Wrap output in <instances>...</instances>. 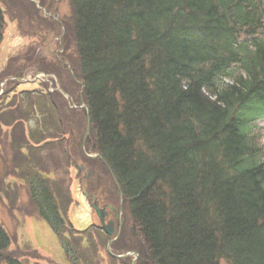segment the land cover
<instances>
[{
    "label": "trees",
    "instance_id": "trees-1",
    "mask_svg": "<svg viewBox=\"0 0 264 264\" xmlns=\"http://www.w3.org/2000/svg\"><path fill=\"white\" fill-rule=\"evenodd\" d=\"M21 1L37 21L50 20L33 2ZM49 1L38 3L46 8ZM70 6L61 44L66 50V39L74 43L71 70L83 87L80 98L92 133L84 149L110 167L123 194L124 216L137 230L132 236L125 228L112 252L137 253L135 264H264V163L254 132L264 120L263 1L70 0ZM3 16L0 7V44ZM38 57L28 59L29 67L56 76L63 71L52 59ZM68 82L60 88L73 96L75 80ZM10 92L11 87L2 95ZM24 93L44 103L34 101L41 119L33 122L41 132L48 128L43 140L49 141L36 139L28 147L38 153L36 166L34 154L25 156L27 147H20L34 136H20L12 153L22 162L9 170L12 146L3 128L19 129L0 122V194L8 193L7 178L23 181L64 256L83 264V244L90 243L96 254L93 238L103 245L108 237L93 225L76 232L65 224L69 192L50 181L40 151L56 146L55 130L72 142L82 162L107 168L83 155L82 126L77 137L68 129L71 114L85 119L84 108L69 109L58 92ZM12 107L1 108V118ZM9 245L0 225V264H22ZM110 260L130 264L131 257Z\"/></svg>",
    "mask_w": 264,
    "mask_h": 264
},
{
    "label": "rangeland",
    "instance_id": "rangeland-1",
    "mask_svg": "<svg viewBox=\"0 0 264 264\" xmlns=\"http://www.w3.org/2000/svg\"><path fill=\"white\" fill-rule=\"evenodd\" d=\"M5 1L8 0H0V7L4 11V31L3 39L0 44V89H2L3 93L11 87L13 92H10L8 95H0V109H8L7 106L11 105L13 107L12 111L2 113L3 116L2 118L0 116V122L2 125L7 124L11 125L14 129H19V132H13V129L10 132L8 130L9 128H3L6 130L3 132L8 133V135H5L7 140L5 143L6 145L12 146V148H9L10 150L7 151L9 153V157L7 158L8 168L11 170L13 165H18L22 162L17 152L12 153L16 147H19L16 142H20V136L22 139L23 135L26 136L30 134L34 136V138L32 137L33 141L36 139L41 141L50 135L47 131L48 128L46 131L43 129V132H41L39 131L41 124L37 127L35 122H33L35 117L41 119L39 116L41 112L38 111L36 108L37 106L33 104L34 101L40 104L44 103L40 101L41 99L34 100L30 98L28 94L26 95L21 92L34 91L47 93L48 83H44L45 81L40 78L33 81L32 78L38 70L34 64V67H29L31 64L27 62L28 59L32 57V55L38 54V58L47 63L52 59L54 63H58L59 66L61 65L63 71L58 74L59 76L57 75V78L54 74H51V79H46L48 82L50 80L53 82L55 81L59 87L62 86L61 84L63 83L69 84L68 81L70 78L72 81L73 79L76 81L75 73L71 70V68L73 69L76 65V60L72 57L74 53L72 38L69 37L65 40L67 45L66 50H64L63 47L61 49L59 46V41L66 36V29L70 25L69 20L72 16L70 0H50L47 2L46 8H42L41 6L40 9L44 17H50L49 21L43 20V22L41 20L37 21L30 16L28 13L29 11L25 9L27 5L22 3L21 0H10L6 2L7 7L3 4ZM31 1L38 3V0ZM262 1L264 5V0ZM38 8L39 6L37 9ZM55 51H59L57 56L54 54ZM68 72H70L73 77H71ZM14 78H18V80L26 79L27 81H17ZM79 84L80 82L76 81V91L72 90L73 96L66 99L68 105L71 104L70 102L72 101L76 104L75 99L79 96L81 97V86ZM69 86L71 85L69 84ZM30 102L35 106L34 109L32 105V108L29 105ZM66 110L69 111L67 106ZM67 113L70 114V112ZM256 125L257 127L254 130L256 135L255 143L261 148L260 158L261 162L264 163V120L257 122ZM80 126H82V131L85 132L86 117L84 119L83 114H71L70 118H68V129L70 128L73 131L74 137L80 134ZM89 131L88 137L92 140L90 128ZM35 132H38V134ZM52 132L55 134V137L60 140L55 141L53 144L56 145L55 147H48L45 150L42 149L40 151V156L50 181L57 183L58 187L63 191L66 192V190H68L69 192L71 204L65 215V224L68 225L70 223L72 229L76 230V232H83L90 225L99 228L98 220L90 209L89 199L83 197V190H87L89 197L93 192H96L98 194V201L101 205L108 203V201L113 198L115 199V206L118 207L119 198L114 184L109 174H107L106 170L102 168L99 163H92L88 160L82 162L80 160L76 149L71 144L72 142L69 141L68 138H64L66 137L65 134L61 136V134L55 130ZM5 136L2 135V138ZM45 141L47 143L49 140H43L39 142V144ZM36 142L37 141L32 143L28 142L26 146L21 144L20 147H27L26 150L23 149V153L25 156L29 152L30 154H34V157H31L33 165L39 166V162L35 158V155L38 154L37 151H32L33 149L28 148L30 144ZM3 146H5L4 143ZM94 153L95 151L90 152V154ZM75 154H77L76 157ZM81 163L90 167L92 171L89 180L83 178L85 170L78 171L77 169ZM90 163L95 167L91 166ZM22 166L24 165L22 164ZM23 168L24 167H22V169ZM0 170H3V165H1V163ZM5 186L8 187V193L6 194L3 192L0 194V225L7 232L10 240L8 251L18 257L22 264H71L66 256H64L57 237H55L46 223L38 217L36 209L30 201L25 183L17 178H7ZM129 221L132 223L130 219ZM129 225L130 223H128V226ZM127 232L129 233L130 229H127ZM135 232H137V230ZM139 238H141V236H139ZM93 241L96 254L94 250L90 248V243L89 245L88 243H84V250L81 251L79 249V254L81 256L80 262L83 264H115L107 257L105 251L106 243L102 245L101 242H98L95 238H93ZM84 254H86L85 257H83ZM132 260L133 258L131 257V262Z\"/></svg>",
    "mask_w": 264,
    "mask_h": 264
},
{
    "label": "flooded vegetation",
    "instance_id": "flooded-vegetation-1",
    "mask_svg": "<svg viewBox=\"0 0 264 264\" xmlns=\"http://www.w3.org/2000/svg\"><path fill=\"white\" fill-rule=\"evenodd\" d=\"M59 46L62 49L61 41H59ZM57 53L59 54V51L54 52V54L56 56H57ZM43 72H49V75H51L50 69L49 70L45 69V70H43ZM83 168H84L85 172L87 171V169H90V167H88L87 165H85V167H83ZM90 171H91V169H90ZM91 175H92V173L90 175L86 174L83 177L86 176L87 178H91L90 177ZM94 194H96V195H94ZM93 195H94V200H95L97 198L98 194L96 192H93L92 195L89 197V201L91 200V197H93ZM101 207L105 208V213L103 215V221L108 226L111 225L113 227V234H114L115 240L112 243H114L120 237L121 233L123 231H125V228H126V230L127 229L129 230L132 228V223L130 222V225L128 226L127 216L125 217L123 215V211L120 209V206H118V207L115 206L113 198L110 201H108V203H104L103 205H101ZM109 208H111V209H109ZM122 209H123V207H122Z\"/></svg>",
    "mask_w": 264,
    "mask_h": 264
},
{
    "label": "water",
    "instance_id": "water-1",
    "mask_svg": "<svg viewBox=\"0 0 264 264\" xmlns=\"http://www.w3.org/2000/svg\"><path fill=\"white\" fill-rule=\"evenodd\" d=\"M88 131H89V117H88V115H87V117H86V130H85V137L87 136ZM97 156H98V155H97ZM102 161H103V160H102ZM103 162H104V161H103ZM104 164L106 165L108 171H109L110 174H111V177H112V179H113V181H114V183H115V186H116V188H117V191H118L119 196L122 197V192H121V190H120V187H119V185H118V183H117V181H116L114 175H113L112 172H111V169L109 168V166H108L105 162H104ZM88 173H90V172H88ZM84 195L87 196L86 193H85ZM91 209L94 211V213H95V215H96V217H97V219H98V221H99L101 227L103 228V230L105 231V233L107 234V236L111 237L112 234H113V227H112L111 225L107 226V225H105L104 222H103V215H104V209H105V208H99L97 201H94V202L91 204ZM111 242H112V240H110V241L108 242V244H107V246H106V251H107V253H108L112 258H124V257H126V256H129L128 253L125 254V255H123V256H116V255H113V254L110 252V244H111Z\"/></svg>",
    "mask_w": 264,
    "mask_h": 264
}]
</instances>
